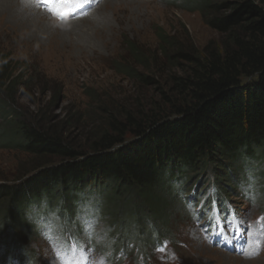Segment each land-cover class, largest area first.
<instances>
[{"label":"trees","instance_id":"16d2710c","mask_svg":"<svg viewBox=\"0 0 264 264\" xmlns=\"http://www.w3.org/2000/svg\"><path fill=\"white\" fill-rule=\"evenodd\" d=\"M181 2L201 14L218 41L203 49L178 48L176 39L160 35L161 47L151 58L131 43L138 65H127L122 74L158 88V97L130 108H103L88 127L79 113L60 127L40 113L26 119L16 108L20 86L27 89L20 83L24 70L0 51V114L6 120L0 148L32 157L14 177L0 178V242L9 253L28 257L23 236L38 235L28 211L43 201L73 214L98 187L121 246L154 249L171 234L186 176L210 169L218 185L219 176L236 185L235 169L252 160L264 163V0ZM162 54L181 73L162 67L155 77L139 70ZM76 126L82 136L68 137ZM152 200L160 210L145 217Z\"/></svg>","mask_w":264,"mask_h":264},{"label":"rangeland","instance_id":"374dc122","mask_svg":"<svg viewBox=\"0 0 264 264\" xmlns=\"http://www.w3.org/2000/svg\"><path fill=\"white\" fill-rule=\"evenodd\" d=\"M94 1L85 0L81 9L77 0H69L64 7L65 13L53 17L33 0H0V51L24 70L20 83H27V89L24 91L20 86L16 100L20 107L16 108H20L26 119L40 113L51 125L60 127L61 121L79 113L86 121L84 127L96 124L103 108H130L137 100L147 102L158 97V88L145 86L122 74L127 65H138L132 45L151 58L161 47L160 35L176 39L178 48L193 44L203 49L219 38L201 14L190 10V6L186 8L182 0H96V6L91 7ZM54 23L60 24L62 29L55 28ZM163 55L157 56L156 61H145L146 66L139 70L155 74V77L162 67L172 73H181L172 64L167 66ZM0 128H6L1 114ZM82 131L76 126L68 131V137L77 139ZM31 159L16 148H0V178L14 177ZM241 171L235 169L236 185L221 182L219 176L220 189L224 196L231 195L227 204L237 214L236 222L240 224L239 234L234 230L237 226L231 223L224 226L223 232L224 236H237L236 243L247 251L251 245L259 243L258 256L242 259L237 249L231 247L230 253L217 243L206 241L215 234L214 230L207 235V228L195 221L198 219L194 217L199 214L196 208H187L189 201L180 202L201 190V187L196 190L197 181L208 183L207 179H213L209 169L186 176L182 188L187 193L183 198L177 197L180 206L172 220L170 245L158 253H151L144 264H264V222H261L264 195L258 193L257 187L253 192L256 198H246L251 188L239 190L243 183ZM227 175L231 177L229 172ZM207 183L201 193L206 191ZM99 189L94 195L90 191L86 193L89 202L87 199L83 204L80 201V210L88 203L94 206L92 202H99L102 197ZM251 195L252 192L248 196ZM155 202L150 201L151 204L144 208L145 217L158 214L160 207L155 206ZM4 210L0 207V214ZM231 214L232 211L230 218L233 220ZM0 218V225L4 226L3 215ZM206 221L212 229L213 222L217 224L211 216H207ZM111 223L109 217L102 216V231L108 234ZM116 235L119 234L111 231L107 236L111 240L116 239ZM23 238L29 244L26 251L34 264H56L40 237L24 235Z\"/></svg>","mask_w":264,"mask_h":264},{"label":"snow or ice","instance_id":"6c2138e0","mask_svg":"<svg viewBox=\"0 0 264 264\" xmlns=\"http://www.w3.org/2000/svg\"><path fill=\"white\" fill-rule=\"evenodd\" d=\"M40 4L48 5L54 2V0H38ZM61 2H65V0H61ZM78 3L81 5V9L85 6V0H77ZM261 222H264V218H261ZM242 223V222H241ZM69 253H74L76 249H69ZM260 252V244L256 243L250 246V250L247 252L242 253L245 255L246 258L251 259L259 255ZM58 258L61 260V264H64L63 255L58 253ZM99 264H104L103 261H100Z\"/></svg>","mask_w":264,"mask_h":264},{"label":"bare ground","instance_id":"6f19581e","mask_svg":"<svg viewBox=\"0 0 264 264\" xmlns=\"http://www.w3.org/2000/svg\"><path fill=\"white\" fill-rule=\"evenodd\" d=\"M29 12V11H28ZM55 24V23H54ZM55 28H57V29H62L61 28V26H60V24H55V25H53Z\"/></svg>","mask_w":264,"mask_h":264}]
</instances>
